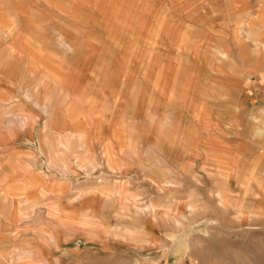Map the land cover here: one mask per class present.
Instances as JSON below:
<instances>
[{
    "label": "rangeland",
    "instance_id": "obj_1",
    "mask_svg": "<svg viewBox=\"0 0 264 264\" xmlns=\"http://www.w3.org/2000/svg\"><path fill=\"white\" fill-rule=\"evenodd\" d=\"M95 1H105L106 7H95L93 10V38L86 40L85 19H82V23L71 22L62 26L66 28V34L63 33L62 42L58 41L62 49L55 50L56 54L53 52L54 41L46 38L44 76H50L58 66L69 70L68 76L72 82L86 90L82 93L86 92L90 98L91 103L85 105L88 108L93 103L97 105L95 114L108 97L119 93L123 99L121 102L116 100L118 107L121 109L125 106L126 109L120 116H147L152 107V113L159 120L164 116L169 124L195 135L201 133L203 127L210 129L219 122L223 140L231 138L230 131L245 128V106L251 96V89L248 88L251 79H264V72L252 71V60L261 64L264 57V38L261 37L264 33V0H221L224 6L221 15V10L217 13L210 9L213 0H206L205 9L200 7L205 0ZM74 12L86 17L84 9L77 8ZM71 37L81 40L73 42ZM117 43H120V49L115 46ZM134 52L136 56H133ZM214 81L227 87L213 88ZM75 84L70 89H74ZM134 84L141 90L138 109L133 103ZM69 85L66 82L64 88ZM85 86L91 88L85 89ZM31 89L28 91L34 93V89ZM260 89L254 91H264ZM49 90L61 100L58 89L50 87ZM32 96H23L26 103L18 106L23 108L22 112H35L38 109L34 103H30L33 102L30 99ZM231 96L237 107L221 104L228 102ZM41 97H46L45 92L42 91ZM17 100L19 97L15 98ZM216 108L217 117L213 113ZM253 116V126L263 128L262 120L256 119V111ZM204 118L206 126H203ZM16 121L14 125L18 128L26 125L20 118ZM54 124V121L51 124L47 122V125H52L49 128H53ZM84 128L81 126V129ZM262 136L263 133H256L254 138L260 141ZM238 145L241 151L238 152L239 156H244V141ZM248 166L239 161L235 166L238 167V180H241L239 192L234 195L236 199L229 198V195L226 199L222 193L220 211L213 208L212 200H207V232L198 233L206 230L195 227L193 229L198 232L190 234L186 231L187 225L200 219L198 213L204 212L194 206L191 207L190 216L186 217L173 216V212L168 216L162 213L157 217L144 218L136 211L118 209L121 200L118 190L121 185L102 186V177L96 179L100 183L94 184L91 190L90 186L85 190L71 185L70 181H57L54 184L46 177H33L31 174L27 177L19 167L0 169V264H35L44 259H48L49 264H264V199H259L258 194L262 187L259 182L264 180V162L256 160L254 168L250 167V170ZM220 171L223 173L221 179L224 190L229 173L235 170L222 165ZM53 173L59 175L56 169ZM247 176L250 179L248 186L241 184ZM82 177L87 178L84 175ZM204 179L212 181L214 177L209 175L200 178L202 181ZM23 182L31 183L26 185ZM71 186L75 191L72 194ZM40 188L45 193H41ZM105 192L107 196L103 202L100 197ZM88 194L94 196V202L82 201ZM182 197L181 193H175L172 197L174 204ZM136 199L140 203L145 201L139 194ZM230 202L236 208H229ZM29 204L35 206L33 212L26 216L19 214L26 211L25 207ZM50 205L57 208V219L53 221L48 215L52 208ZM83 218L91 219L93 224L101 226L95 238L89 237L88 232L84 233L82 228L86 225L81 224ZM153 219L158 221L161 228L164 227L163 230L169 221L175 225L174 233L169 236L172 243L169 242L167 248L166 239L158 246L155 244L156 236L147 231L148 227L158 229ZM65 227H72V231L65 230ZM134 228L136 230H133L132 239L113 233L114 230L120 232ZM35 231L43 236L36 235ZM51 233L56 237L55 245L49 244L44 237ZM142 237V241H137ZM160 242L158 240L157 244ZM17 250H33L35 253L31 257L20 255L16 262L12 255Z\"/></svg>",
    "mask_w": 264,
    "mask_h": 264
},
{
    "label": "crops",
    "instance_id": "obj_2",
    "mask_svg": "<svg viewBox=\"0 0 264 264\" xmlns=\"http://www.w3.org/2000/svg\"><path fill=\"white\" fill-rule=\"evenodd\" d=\"M213 1L210 9L217 13L221 10L220 15L224 13L223 1ZM206 6L205 0L200 7L205 9ZM95 7L103 9L106 7L105 1L99 3L95 0H0V169L19 167L29 177L28 168L33 167L43 173L38 174V177H46L54 184L57 181H70L71 185L85 190H88L89 186L91 190L94 184L100 183L96 179L102 177L100 183L102 186L121 185L118 190V196L121 198L117 205L118 209L136 211L144 218L157 217L162 213L168 216L173 212V216L186 217L190 216L193 210L191 207L194 206L204 212L198 213L200 219L187 225L186 231L190 234L193 231L198 232L193 228L202 227L206 231L198 233H205L207 232L205 224L209 221L206 218L209 216L206 213V201L212 200L213 208L220 211L223 194L226 199L227 195L232 199L239 192L241 180H238V167H235L238 161L249 165V170L250 167L254 168L256 160L264 162V91H254L260 88L264 90V79H251L248 87L251 89V96L245 106L246 126L237 128L235 132L230 131L231 138L228 140L222 139L219 122L214 123L210 129L203 127L201 133L197 135L188 134L185 129L180 130L174 124H169L164 116V120L163 118L159 120L158 116L152 113V107L147 116H120L126 109L125 106L121 109L118 107L116 100L121 102L123 99L119 93L108 97L105 104H102L103 107L95 114L97 105L90 104V108L85 105L91 103L90 98L86 92L82 93L86 90L78 88V84L72 82L68 76L69 70L58 66L50 76H47L48 79L44 76L46 70L43 68L47 49L46 38L54 41L53 52L56 54L55 50L62 49L58 41L62 42V35L66 34V28L62 27L66 23H82L84 21L82 19H85L88 35L86 40L94 37L92 16ZM77 8L84 9L86 17L74 12ZM261 37L264 38V33ZM70 40L74 42L81 38L71 37ZM74 45L77 46V43ZM115 46L120 49V43ZM70 47L73 48L72 45ZM133 56H136V52ZM252 64V71L264 72V57L261 64L255 62V59L252 60ZM66 82L70 83L68 88H64ZM74 84V89H70ZM50 87L58 89L61 100L50 93ZM212 87L227 86L214 81ZM30 88L34 89V93L28 91ZM87 88L91 87L85 86V89ZM15 89L23 92L19 93L20 91H14ZM42 91L46 95L44 99L41 97ZM140 91V87L137 88L134 84L133 103L137 109ZM29 94L33 95L30 98L33 102L30 103H34L38 109L35 112H22L23 108L18 106L26 103L23 96L28 98ZM18 97L19 100L16 102L15 98ZM212 104L214 102L207 105ZM217 104L219 105V102ZM221 104H232L237 107L233 96L228 102ZM255 111L258 114L256 119L263 122L261 129L253 126ZM213 113L217 117V108ZM18 118L26 124L24 127L22 125V128H18L14 125ZM217 119L215 118V121ZM51 121L55 122L53 128H49L52 125H47V122L51 124ZM203 122V126H206L205 118ZM66 126L69 128L66 129ZM81 126L85 128L81 129ZM256 133L258 135L263 133L260 141L255 140ZM243 141L246 146L245 155L239 156L241 151L238 150V144ZM222 165L235 170L228 175L229 180L225 184L227 187H224L226 190L222 188L223 173L220 171ZM55 169L59 175L53 173ZM95 174L99 175L93 178ZM82 175L87 178H83ZM209 175L214 177L212 181L200 180ZM249 180L247 176L241 184L248 186ZM259 184L262 185L258 193L259 199H264V180ZM252 186L254 187V180ZM108 190L110 193V189ZM72 191L75 192L71 186L70 194ZM175 193L183 195L176 204L172 199ZM138 194L141 199H145L143 203L137 201ZM106 196L105 192L101 194L100 199L105 201ZM93 200L95 198L90 194L82 198V201L86 202ZM231 207L236 208L234 203L230 202L229 208ZM179 211L181 212L177 214ZM204 218L206 220H202ZM156 223L158 224V221L155 222L153 219V224L158 229L150 227L146 229L156 236V245H162V240L166 239L167 248L172 241L169 236L174 233L175 225L169 221L163 230ZM157 233L163 235L158 236ZM158 240L161 241L159 244ZM187 242L188 238L186 245ZM160 250L162 251L161 248Z\"/></svg>",
    "mask_w": 264,
    "mask_h": 264
},
{
    "label": "bare ground",
    "instance_id": "obj_3",
    "mask_svg": "<svg viewBox=\"0 0 264 264\" xmlns=\"http://www.w3.org/2000/svg\"><path fill=\"white\" fill-rule=\"evenodd\" d=\"M3 39V38H2ZM31 86V85H30ZM80 94V93H79ZM147 96V95H146ZM70 102V101H69ZM68 105V104H67ZM70 106V105H69ZM67 107V106H66ZM147 111V110H146ZM84 113V112H83ZM145 114H146V112H145ZM73 133V132H72ZM69 137V136H68ZM72 137H73V135H72ZM138 137V136H137ZM73 139V138H72ZM87 140V139H86ZM52 143V142H51ZM58 148V147H57ZM59 150V149H58ZM57 150V151H58ZM64 154V153H63ZM58 156V155H57ZM60 156V155H59ZM65 158V157H64ZM134 159V158H133ZM4 164V163H3ZM33 166V165H32ZM62 168V167H61ZM131 169V168H130ZM157 169V168H156ZM28 170H29V173L30 174H33V176H35V175H38V174H41V175H43V173L41 172V171H36L33 167H30V168H28ZM70 170V169H69ZM72 170V169H71ZM74 170V169H73ZM158 171V170H157ZM161 172V171H160ZM68 173V172H67ZM157 174V173H156ZM50 180V179H49ZM163 180V179H162ZM172 184V183H171ZM26 185H28L27 183H26ZM223 185V184H222ZM224 187V186H223ZM40 190H41V193H45V191L44 190H42L41 188H40ZM224 190H226V189H224ZM6 192H8L7 190H6ZM40 193V192H39ZM45 196V195H44ZM103 197V196H102ZM112 199V198H111ZM26 200V199H25ZM94 202V201H93ZM104 202V201H103ZM119 202V201H118ZM1 207H2V205H0ZM51 206V205H50ZM52 207V206H51ZM5 208V207H4ZM34 208H35V206L34 205H28L27 207H25V209H26V211H21V213L19 212V214H21V215H23V216H26V215H28V214H31L32 212H33V210H34ZM244 208V207H243ZM102 209V208H101ZM50 210V209H49ZM60 213V212H59ZM81 214V213H80ZM84 214V213H83ZM39 215V214H38ZM48 215H49V219L50 220H55V219H57V208L54 206V207H52L51 208V210L49 211V213H48ZM87 215H88V213H87ZM12 216V215H11ZM89 216V215H88ZM59 217V216H58ZM101 217V216H100ZM89 218V217H88ZM96 219H99V218H96ZM73 221V220H72ZM211 221H213V220H211ZM99 222V221H98ZM109 222V221H108ZM63 224V223H62ZM81 224L82 225H86V226H88V225H90V227H86V226H84L85 228H82L85 232L84 233H87L88 232V236L89 237H91V238H95V234H97V231H100L101 230V226L99 225H95V224H93L92 223V221H91V219H85V218H83V220H82V222H81ZM93 225V226H92ZM55 226V225H54ZM113 226V225H112ZM32 227V226H31ZM40 227V226H39ZM56 227V226H55ZM23 228V227H22ZM33 228V227H32ZM80 228V227H79ZM164 228V227H163ZM33 230V229H32ZM65 230H67V231H69V230H71L72 231V227H65ZM133 230H136L135 228L134 229H123V230H120V232L118 231V230H114L113 231V233H114V235L115 236H118V237H125V235H126V237L127 238H129V239H132L133 237H132V233H133ZM31 231V230H30ZM118 232L119 233H121L120 234V236H119V234H118ZM35 233H36V235L38 234L39 236H43V235H41L38 231H35ZM6 235V234H5ZM45 237V239H46V241H48L49 242V244H57L56 242H57V240H56V237H55V235L53 234V233H51V234H48V235H46V236H44ZM31 238H32V236H31ZM28 239V238H27ZM43 239V238H42ZM15 240V239H14ZM13 240V241H14ZM22 240V239H21ZM143 240V237L141 238V239H139V240H137V241H142ZM24 241V240H23ZM26 241V240H25ZM38 241V240H37ZM36 240H35V242H37ZM41 241V240H40ZM39 241V242H40ZM7 242V241H6ZM9 243H11V242H9ZM15 243H16V241H15ZM20 242H18V244H19ZM17 244V243H16ZM162 244V243H161ZM194 244V243H193ZM14 245V244H13ZM30 245H31V243H30ZM30 245H29V247H30ZM139 245V244H138ZM17 246H20V245H17ZM6 247V246H5ZM22 247V246H21ZM32 247V246H31ZM17 248H19V247H17ZM62 248V247H61ZM78 248V247H77ZM10 252V251H9ZM34 251L33 250H28V251H23V252H19V250H17V251H15V252H13V255H12V258H13V260L14 261H16L17 262V260L19 259V257H20V255H25V256H33L34 255ZM33 259V258H32ZM41 259H42V257H41ZM59 259V258H58ZM29 260H31V259H29ZM34 260V259H33ZM36 260V259H35ZM39 260V259H38ZM23 262V261H22ZM60 262V261H59ZM21 263V262H20ZM35 264H49L50 262H49V260L48 259H44V260H41V261H37V262H34Z\"/></svg>",
    "mask_w": 264,
    "mask_h": 264
}]
</instances>
